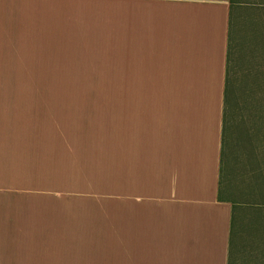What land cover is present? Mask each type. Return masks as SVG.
I'll list each match as a JSON object with an SVG mask.
<instances>
[{
  "label": "crops",
  "instance_id": "obj_1",
  "mask_svg": "<svg viewBox=\"0 0 264 264\" xmlns=\"http://www.w3.org/2000/svg\"><path fill=\"white\" fill-rule=\"evenodd\" d=\"M239 4L0 0V79L119 80L83 94L121 96L105 140L107 193L119 198L105 231L119 233L121 264H229L236 204L222 152Z\"/></svg>",
  "mask_w": 264,
  "mask_h": 264
},
{
  "label": "rangeland",
  "instance_id": "obj_2",
  "mask_svg": "<svg viewBox=\"0 0 264 264\" xmlns=\"http://www.w3.org/2000/svg\"><path fill=\"white\" fill-rule=\"evenodd\" d=\"M238 2L222 182L236 204L232 264H264V0ZM115 86L0 79V264H121L119 233L105 231L119 221L105 140L121 96L83 94Z\"/></svg>",
  "mask_w": 264,
  "mask_h": 264
},
{
  "label": "trees",
  "instance_id": "obj_3",
  "mask_svg": "<svg viewBox=\"0 0 264 264\" xmlns=\"http://www.w3.org/2000/svg\"><path fill=\"white\" fill-rule=\"evenodd\" d=\"M231 37L228 45V54H227V66H226V83H225V116H224V127L226 122V106H227V99H228V87L230 85V63H231ZM223 146H224V129H223ZM223 154V152H222ZM232 254H233V244L230 248V256H229V264H232Z\"/></svg>",
  "mask_w": 264,
  "mask_h": 264
}]
</instances>
